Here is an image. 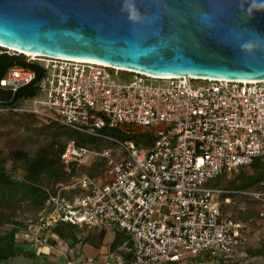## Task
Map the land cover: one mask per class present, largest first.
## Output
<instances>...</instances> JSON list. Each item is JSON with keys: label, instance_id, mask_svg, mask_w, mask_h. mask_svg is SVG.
Returning <instances> with one entry per match:
<instances>
[{"label": "built area", "instance_id": "obj_1", "mask_svg": "<svg viewBox=\"0 0 264 264\" xmlns=\"http://www.w3.org/2000/svg\"><path fill=\"white\" fill-rule=\"evenodd\" d=\"M0 52L19 54L4 47ZM29 61L43 69L38 80L34 70L13 64L0 77V89L11 94L34 83L36 94L2 110L28 112L115 145L66 142V167L102 158L104 170L95 179L77 177L67 186L76 191L70 198L51 196V206L21 232L36 254L54 248L48 238H55L52 228L59 222L102 221L129 235L121 247L128 255L107 251L64 264H182L206 253L243 255L237 247L247 241L249 222L222 215L221 204L229 199L221 194L228 190L213 180L255 158L264 161V80L160 77L61 56ZM147 129L148 146L127 138ZM242 192L259 201L257 218L264 222V191Z\"/></svg>", "mask_w": 264, "mask_h": 264}, {"label": "water", "instance_id": "obj_2", "mask_svg": "<svg viewBox=\"0 0 264 264\" xmlns=\"http://www.w3.org/2000/svg\"><path fill=\"white\" fill-rule=\"evenodd\" d=\"M0 44L160 77L264 80V0H0Z\"/></svg>", "mask_w": 264, "mask_h": 264}, {"label": "trees", "instance_id": "obj_3", "mask_svg": "<svg viewBox=\"0 0 264 264\" xmlns=\"http://www.w3.org/2000/svg\"><path fill=\"white\" fill-rule=\"evenodd\" d=\"M23 54L19 53L17 55H9L6 52L0 53V77L4 75L6 70L13 64L22 65L28 69L35 71L36 80L40 78L43 73V69L37 61H32L30 64L22 61ZM4 95L0 98V110L3 108H10L20 104V102L33 97L37 88L34 83H29L19 87L13 93H8L4 91ZM12 111V110H7ZM54 126H61L56 123H49ZM104 133L110 135L126 138L122 136L119 130L117 129H108L104 128L102 130ZM64 141L59 142L58 138L51 140L48 144L43 146L37 151V153L29 157L25 152H19L22 156L23 161V177L22 179H14L6 171L5 167L0 165V205H3L7 201L19 195L21 199H27L31 204L37 205V210L42 211L51 206L49 199L51 196L63 195L66 198H70L73 194L76 193L75 190L62 191L65 185H72L75 182V179L78 176L75 173V170L80 167L84 168V173L95 179L100 172L104 170V161L102 158L95 159L89 166L70 164L66 167L61 162V154L64 150L66 142L73 140L77 145H83L89 148L102 149L108 142L102 140L101 138L88 136L81 134L69 128H66L64 134ZM127 138L133 140L138 146H148L151 141L150 130H144L142 132L133 133ZM83 166V167H82ZM250 169L249 174H244L242 170ZM242 177V189H237L241 191L247 190H260L264 191V161L259 158L253 159V161L246 167L238 169ZM237 170V171H238ZM81 173V175H82ZM80 175V176H81ZM228 174H223L213 180V185L219 186V182L223 176ZM79 177V176H78ZM42 179L46 180L48 183H52L50 187L45 188L41 185ZM69 185V186H70ZM254 188H253V186ZM228 192L221 194V198L231 197L237 193L235 189H226ZM242 193V192H241ZM244 194V193H242ZM247 195V196H245ZM251 199L257 206L256 211L254 210V217L258 214L259 201L252 197L251 195L244 194L242 195ZM221 204V211H222ZM39 213V212H38ZM9 214H4L0 212V226L9 221L10 226L5 231L0 232V264H6L7 260L16 255H28L36 256V252L33 250L30 241L23 240L21 232L24 231L29 224V222L35 221V216L32 220L27 222H22L19 220H11ZM249 216H242L243 219L250 218ZM234 219L242 220L240 216ZM100 226L98 224L94 225H77L69 222H59L52 228V233L55 235V238H48V244L56 246L59 241L65 242L67 251L72 249V253H68L67 257L73 259L75 256L78 257L82 254L83 247L91 248L94 251L93 258L99 256L98 248L101 246L102 242L99 238ZM113 236L110 242L108 243V251L122 254L124 257L128 253L124 252L121 248L125 242L129 241V235L125 232L113 228ZM78 245V246H77ZM247 242L237 247L239 251L243 252V255L238 258H221L218 256H213L210 254H203L200 256L191 257L189 260L191 264H206L210 262H216V264H252L250 258L255 255H264V246L251 249L247 248ZM78 248V251H76ZM42 254V253H40ZM75 257V258H76ZM264 257V256H263ZM86 257L83 256V260Z\"/></svg>", "mask_w": 264, "mask_h": 264}, {"label": "rangeland", "instance_id": "obj_4", "mask_svg": "<svg viewBox=\"0 0 264 264\" xmlns=\"http://www.w3.org/2000/svg\"><path fill=\"white\" fill-rule=\"evenodd\" d=\"M49 123L50 122L38 116L32 115L28 112L7 111L5 109L0 110V165L5 167L6 171L10 174L12 178L22 179L24 173L22 156L20 154L18 155L17 153L25 152L29 157H32L37 153L39 149L48 144L51 140L58 138L59 142L64 141V134L66 132L67 127L54 126ZM105 147H115V145L111 142H108ZM81 165H84V167L89 166V164ZM84 171V168L82 169L78 167L75 170V173L80 176L82 172L84 173ZM242 171L244 174H249L251 172V170L248 168ZM242 183L243 180L238 170L236 172L229 173L228 175L223 176L219 182V186L224 189L240 190L242 189ZM41 185L48 189V187H50L52 183H48L46 180L42 179ZM69 185L70 184L65 186ZM71 187H63L62 191H72ZM239 190L236 191L237 193H234L235 195H232L228 198V202L223 201L222 215L225 217L230 216L235 218H237L238 216L242 218V216L244 217L246 215H252L250 218L247 219L242 218V221L249 222V226L246 233V242L248 245L247 248L255 249L263 247L264 222L259 221L257 216L254 217V210L256 211L257 208L256 204L251 199L242 196L244 194H242L243 192L241 191V193ZM36 208L37 205L31 204L27 199H21L19 195H15L14 197H11L9 201L4 203L3 205H0V212L4 214H9L10 222L11 220L27 222L32 220V218H34L36 215L37 216L35 217V219L39 216L41 211H38ZM97 224L100 226L98 232L99 238L102 242L101 246L98 248L100 249L98 258H101L108 251L105 250L103 252L104 249L108 248V243L112 239L114 231L113 228L106 222L101 221ZM9 226V221L7 223H4L2 226H0V232L5 231L7 228H9ZM59 243L63 246L61 251V255H63L67 251L66 245L63 241H59ZM76 249L78 250V248ZM20 255L24 258L11 257L8 259V262H10V264H17L16 260L21 261L22 259L25 260L24 262L26 264L30 263L27 256L22 254ZM263 256L255 255L249 260H251L252 264H264ZM85 257L89 256L85 255ZM64 259L65 258L58 259L59 262L57 263L64 264ZM74 259L75 258H73V260ZM19 264L24 263L20 262ZM182 264H191V262L184 261ZM206 264H216V262H210Z\"/></svg>", "mask_w": 264, "mask_h": 264}, {"label": "crops", "instance_id": "obj_5", "mask_svg": "<svg viewBox=\"0 0 264 264\" xmlns=\"http://www.w3.org/2000/svg\"><path fill=\"white\" fill-rule=\"evenodd\" d=\"M50 246H53V245H50ZM53 247H54L53 249H50V250H47L46 251L48 253L43 252V254H38L36 256H28V255H25V256L28 257V259L30 261L29 264H58L57 263V262H59L58 259H63V258L66 259V258H68L67 257V254L69 252L72 253V249H70V250L66 251V253H64L63 255H61L62 254L61 251H62V247L63 246L59 242H58V244L56 246H53ZM99 250L100 249H98V251ZM105 250H108V248L107 249H104L103 252ZM76 251H78V250H76ZM93 254H94V251L91 248L89 249V248L83 247V249H82V258H81V254L78 257H76V256L75 257L76 258H79V259H83V256L87 255V256L91 257V256H93ZM15 257L16 258L17 257L19 258V257H23V256L16 255L13 258H15ZM65 259L63 261H65ZM24 261L25 260H22V259H21V261H17L16 260L17 264H19L20 262L26 264ZM6 264H10V262H8V260H7Z\"/></svg>", "mask_w": 264, "mask_h": 264}, {"label": "bare ground", "instance_id": "obj_6", "mask_svg": "<svg viewBox=\"0 0 264 264\" xmlns=\"http://www.w3.org/2000/svg\"><path fill=\"white\" fill-rule=\"evenodd\" d=\"M0 47L8 48L10 50H14V51H17V52H22V54H24L25 56H27L29 58L32 57V56H36V55H40V56H53L51 54H46V53L33 52V51L32 52H29V51H25V50L15 49V48H12V47L3 45V44H0ZM114 67L121 68V69H128V68L120 67V66H114Z\"/></svg>", "mask_w": 264, "mask_h": 264}, {"label": "flooded vegetation", "instance_id": "obj_7", "mask_svg": "<svg viewBox=\"0 0 264 264\" xmlns=\"http://www.w3.org/2000/svg\"><path fill=\"white\" fill-rule=\"evenodd\" d=\"M0 53H2V52H0ZM1 67H0V71H1ZM4 95V92H3V90L2 89H0V98H2V96Z\"/></svg>", "mask_w": 264, "mask_h": 264}]
</instances>
